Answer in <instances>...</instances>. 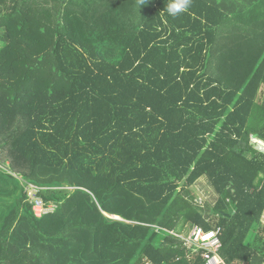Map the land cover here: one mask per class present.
I'll return each instance as SVG.
<instances>
[{"label":"trees","instance_id":"obj_1","mask_svg":"<svg viewBox=\"0 0 264 264\" xmlns=\"http://www.w3.org/2000/svg\"><path fill=\"white\" fill-rule=\"evenodd\" d=\"M168 2L0 0V264H264V0Z\"/></svg>","mask_w":264,"mask_h":264},{"label":"built area","instance_id":"obj_2","mask_svg":"<svg viewBox=\"0 0 264 264\" xmlns=\"http://www.w3.org/2000/svg\"><path fill=\"white\" fill-rule=\"evenodd\" d=\"M32 194V193H31ZM32 199L35 202V212L37 216H42L45 213L52 211V208H46L44 202L37 197V194L32 195ZM221 229L217 232L204 233L201 228H195L192 231L191 237L187 239L186 243L190 245H196L198 248L204 249L203 258L206 260V264H222L223 261L219 255L222 247V242L219 238Z\"/></svg>","mask_w":264,"mask_h":264},{"label":"clouds","instance_id":"obj_3","mask_svg":"<svg viewBox=\"0 0 264 264\" xmlns=\"http://www.w3.org/2000/svg\"><path fill=\"white\" fill-rule=\"evenodd\" d=\"M141 3L142 4L146 3V0H141ZM191 4H192V0H169V2L167 3L166 11H167V13L169 15L176 16L179 13L188 11L190 9V7H191ZM46 208H52V210H53L54 206L52 205V206H49V207H46ZM38 217H40V216H38ZM263 220H264V215H263ZM195 228H201L204 231V233H206V234L211 233V232H217L218 229H221V233L219 234V238H220L221 242H222V233H223V231H222V228L218 227V226L212 228L209 231H205L202 227L194 226V227L189 229V231H191L190 234H188V232H187L188 230L184 232V235L183 234H177V233H174V232H170V233H172L173 235H175V236H177L179 238H181V236H183V238H181V241H183L184 242L183 245L186 248H188V250H190V253H191L192 257L201 256L203 258V253L205 252L204 249L198 248L196 245H190V244L186 243L187 239H189L191 237L192 231ZM222 245H223V242H222ZM220 251H221V249H220ZM219 255H220V252H219ZM220 257H221V255H220ZM221 259L223 261L222 264H225L224 259L222 257H221Z\"/></svg>","mask_w":264,"mask_h":264},{"label":"rangeland","instance_id":"obj_4","mask_svg":"<svg viewBox=\"0 0 264 264\" xmlns=\"http://www.w3.org/2000/svg\"><path fill=\"white\" fill-rule=\"evenodd\" d=\"M261 99H264V95H260ZM193 192L196 194V196L198 197V202L203 203V205H205L206 201H211L212 200V195L213 192L211 191V189H209V187L207 185H205L204 183L202 185H197V187L192 188ZM33 194L30 193V196L32 197ZM263 223L264 220L262 219ZM192 230V229H191ZM188 234L191 233V231H187ZM186 232V233H187ZM184 235V233H183ZM181 238H183V236H181Z\"/></svg>","mask_w":264,"mask_h":264},{"label":"crops","instance_id":"obj_5","mask_svg":"<svg viewBox=\"0 0 264 264\" xmlns=\"http://www.w3.org/2000/svg\"><path fill=\"white\" fill-rule=\"evenodd\" d=\"M264 21V19L263 18H261V22H263Z\"/></svg>","mask_w":264,"mask_h":264}]
</instances>
